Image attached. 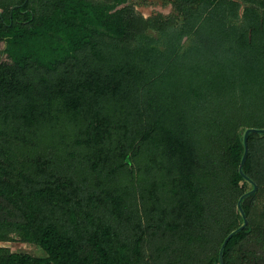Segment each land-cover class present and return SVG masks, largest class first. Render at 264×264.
<instances>
[{
	"label": "trees",
	"instance_id": "obj_1",
	"mask_svg": "<svg viewBox=\"0 0 264 264\" xmlns=\"http://www.w3.org/2000/svg\"><path fill=\"white\" fill-rule=\"evenodd\" d=\"M67 1L72 22L66 0L0 1V240L46 251L0 246V264H221L253 188L264 33L226 49L208 5L183 4L197 49L172 20ZM243 169L258 190L224 264H264V133Z\"/></svg>",
	"mask_w": 264,
	"mask_h": 264
},
{
	"label": "rangeland",
	"instance_id": "obj_2",
	"mask_svg": "<svg viewBox=\"0 0 264 264\" xmlns=\"http://www.w3.org/2000/svg\"><path fill=\"white\" fill-rule=\"evenodd\" d=\"M3 5H8L9 0H0ZM86 9L87 6L94 7L98 10L101 16L106 17V20H115L116 23L126 20L125 15L134 16L136 18L172 20L176 26L171 28V31L177 34L182 31L186 32L181 45L187 44L192 36V45L197 49L204 48L201 37H198L194 32H187L189 21L182 9L183 4L193 5L197 7L199 1L208 5V27L210 33L219 32L224 39L223 47L226 49L238 42L239 34L246 32L248 37H252L254 30L255 34L264 33V0L251 1L249 5H242L237 0H81ZM67 4V5H66ZM63 7L64 17L68 21H75L72 15H68L66 7L73 6L72 2L66 0ZM93 8V9H94ZM7 13V7L0 6V12ZM192 15V14H191ZM207 17V16H206ZM156 33L157 29H151ZM210 37V36H209ZM217 37V36H216ZM209 39V38H208ZM210 40V39H209ZM211 40L215 42L214 35H211ZM210 40V41H211ZM210 41H208L210 43ZM4 48V42L0 40V51ZM214 48L216 45L214 44ZM215 51V49H214ZM0 60H8L7 56L0 52ZM182 60V59H181ZM250 187V186H248ZM0 246L10 248L12 251L29 252L37 256H45L46 251L38 244L23 241L17 234L11 235L9 239L0 240Z\"/></svg>",
	"mask_w": 264,
	"mask_h": 264
},
{
	"label": "water",
	"instance_id": "obj_3",
	"mask_svg": "<svg viewBox=\"0 0 264 264\" xmlns=\"http://www.w3.org/2000/svg\"><path fill=\"white\" fill-rule=\"evenodd\" d=\"M252 132H261V133H264V127H249L246 129L245 133H244V145H245V150H244V153H243V156H242V159H241V163H240V166H239V169H240V172L247 178L249 179L252 183H253V188L246 191L245 193H243L241 195V197L239 198L238 200V205H239V208L243 214V217H244V224H242L240 227H238L237 229H235L227 238L226 240L224 241L223 243V246H222V249H221V252H220V258H221V264H224V258H223V247L225 246V244L227 243L229 237L234 233L236 232L237 230L243 228L247 223H248V218H247V215L245 213V210L243 209L242 207V199L247 197L248 195L250 194H253L255 193L257 190H258V184L257 182H255L254 180H252L245 172H244V169H243V166L247 160V157H248V153H249V136Z\"/></svg>",
	"mask_w": 264,
	"mask_h": 264
},
{
	"label": "flooded vegetation",
	"instance_id": "obj_4",
	"mask_svg": "<svg viewBox=\"0 0 264 264\" xmlns=\"http://www.w3.org/2000/svg\"><path fill=\"white\" fill-rule=\"evenodd\" d=\"M237 1H239L242 5H249L250 4V2L251 1H254V0H237ZM256 1H258V0H256Z\"/></svg>",
	"mask_w": 264,
	"mask_h": 264
},
{
	"label": "clouds",
	"instance_id": "obj_5",
	"mask_svg": "<svg viewBox=\"0 0 264 264\" xmlns=\"http://www.w3.org/2000/svg\"><path fill=\"white\" fill-rule=\"evenodd\" d=\"M148 17H147V15H145V19H147Z\"/></svg>",
	"mask_w": 264,
	"mask_h": 264
}]
</instances>
